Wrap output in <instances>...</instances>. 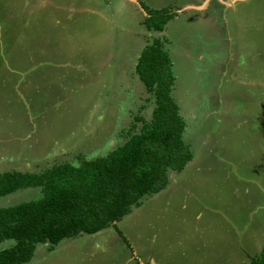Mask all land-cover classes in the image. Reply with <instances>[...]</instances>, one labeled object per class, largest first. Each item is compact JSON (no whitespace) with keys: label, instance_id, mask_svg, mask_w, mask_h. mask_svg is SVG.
Here are the masks:
<instances>
[{"label":"rangeland","instance_id":"374dc122","mask_svg":"<svg viewBox=\"0 0 264 264\" xmlns=\"http://www.w3.org/2000/svg\"><path fill=\"white\" fill-rule=\"evenodd\" d=\"M136 2L0 0V173L77 165L122 144L133 117L150 119L133 68L154 39L192 154L172 189L115 224L123 241L109 227L49 252L38 244L26 264H248L264 248V0ZM160 8L175 17L146 31V9ZM39 197L20 189L0 208ZM148 257L156 263L138 261Z\"/></svg>","mask_w":264,"mask_h":264},{"label":"trees","instance_id":"16d2710c","mask_svg":"<svg viewBox=\"0 0 264 264\" xmlns=\"http://www.w3.org/2000/svg\"><path fill=\"white\" fill-rule=\"evenodd\" d=\"M146 31H162L175 15L165 9H146ZM134 73L153 99L150 119L133 117L122 144L103 156L76 157L77 165L61 163L39 174L0 173V197L20 189L40 190L36 200L0 208V264H26L36 245L52 251L63 239L93 235L113 227L137 208L143 197L165 188L169 172H179L192 158L182 140L184 123L171 97L174 76L158 39L140 51ZM135 123L140 127L136 130ZM248 264H264V248Z\"/></svg>","mask_w":264,"mask_h":264},{"label":"crops","instance_id":"0c3cea01","mask_svg":"<svg viewBox=\"0 0 264 264\" xmlns=\"http://www.w3.org/2000/svg\"><path fill=\"white\" fill-rule=\"evenodd\" d=\"M131 1H133V5H134L135 7L138 6V3L136 2V0H131ZM145 45H146V44H145ZM145 45H144V46H145ZM139 53H140V52H139ZM138 55H139V54H138ZM135 62H136V60H135ZM133 71H134V68H133ZM190 161H191V160H190ZM190 161L187 162L186 165H188V164L190 163ZM186 165H185V166H186ZM185 166H184V167H185ZM182 170H183V169H182ZM182 170H181V171H182ZM181 171H179V172H169V173H168L167 184H166V186H167L168 188H171V189L173 188V187L169 184L168 181H171V182L174 181L175 176H178V175L181 173ZM170 179H172V180H170ZM166 186H165V188H166ZM162 190H164V189H162ZM162 190H161V191H162ZM161 191L157 192L156 194H160ZM156 194H153V195H150V196H154V195L156 196ZM197 217H198V213L196 214V218H197ZM117 223H118V222H117ZM68 239H70V238H68ZM150 260L153 261V262H155L151 257H148L146 260H142V259L139 260V259H138V261H144L145 263H146V262H149ZM155 263H156V262H155ZM156 264H158V263H156Z\"/></svg>","mask_w":264,"mask_h":264}]
</instances>
